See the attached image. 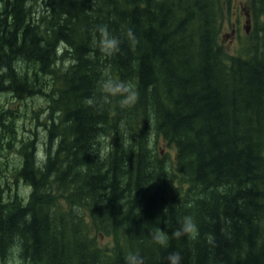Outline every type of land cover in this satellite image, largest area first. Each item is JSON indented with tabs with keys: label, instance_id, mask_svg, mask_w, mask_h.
I'll use <instances>...</instances> for the list:
<instances>
[{
	"label": "trees",
	"instance_id": "16d2710c",
	"mask_svg": "<svg viewBox=\"0 0 264 264\" xmlns=\"http://www.w3.org/2000/svg\"><path fill=\"white\" fill-rule=\"evenodd\" d=\"M237 2L250 31L234 56L220 33ZM1 3L0 94L45 106L43 134L25 136L16 104L0 103L3 264H126L129 253L167 264L171 252L264 264V0ZM105 25L121 41L112 56L99 48ZM108 79L138 101L105 100ZM186 216L195 240L172 236Z\"/></svg>",
	"mask_w": 264,
	"mask_h": 264
},
{
	"label": "rangeland",
	"instance_id": "374dc122",
	"mask_svg": "<svg viewBox=\"0 0 264 264\" xmlns=\"http://www.w3.org/2000/svg\"><path fill=\"white\" fill-rule=\"evenodd\" d=\"M2 6L1 0H0V7ZM238 2L234 3V7L232 10V16L230 23L226 22L225 26L223 27L221 33H220V39L222 40L220 42V45L222 49L227 52L229 55H237L241 48L243 47L244 41H246V28L249 24H246V18L243 16V11H241V8H238ZM235 26V27H233ZM232 29H235V31L232 33ZM250 31V29H249ZM13 98V97H12ZM11 96L1 95L0 94V103H4L5 105H15L16 104V110L18 112H21V116L17 118L16 126L22 131L29 133L25 136H31V132L38 129V131L42 132L43 134V127H41L42 120L44 117L39 114V110L41 108H44L43 101L39 98H26L24 100H17L16 103L13 101ZM14 103V104H12ZM43 113V112H42ZM36 116L39 117V121H41L40 125L38 126L36 122ZM27 117V118H26ZM22 134V133H21ZM156 150L157 152H161L162 154H165V157L167 158V161L169 164L174 167L175 165V158H176V152L175 148L172 145L164 143L162 139H159L156 143ZM40 154V157H43L44 148L42 146H39L37 148V154ZM17 158V157H16ZM12 158V159H16ZM12 256L16 255V252L11 254ZM4 262L0 261V264H3ZM5 264H18L17 259L14 257L9 260L7 263V260Z\"/></svg>",
	"mask_w": 264,
	"mask_h": 264
},
{
	"label": "clouds",
	"instance_id": "9594fccd",
	"mask_svg": "<svg viewBox=\"0 0 264 264\" xmlns=\"http://www.w3.org/2000/svg\"><path fill=\"white\" fill-rule=\"evenodd\" d=\"M99 33V48L100 51L105 56H112L115 53L119 52V45L121 41L112 36L107 26H99L97 28ZM128 38L133 45L137 43L132 30L128 31ZM101 90L105 93V100L108 96H120V104L122 107H131L139 99V93L133 88V86L127 82H115L111 79L105 80L101 84ZM86 104L92 105V100H86ZM198 228L192 217L186 216L183 218L180 227L172 233L174 238H181L182 236H188L191 239L195 240L198 236ZM152 240L157 245L167 248L169 242V236L167 233L161 229H157L155 233L152 234ZM211 243V238H209ZM165 260L167 264H181L182 257L179 252H171L166 257ZM126 264H145L144 259L139 256L137 253H129L126 257Z\"/></svg>",
	"mask_w": 264,
	"mask_h": 264
},
{
	"label": "water",
	"instance_id": "95a60500",
	"mask_svg": "<svg viewBox=\"0 0 264 264\" xmlns=\"http://www.w3.org/2000/svg\"><path fill=\"white\" fill-rule=\"evenodd\" d=\"M247 24L249 23V21L246 22Z\"/></svg>",
	"mask_w": 264,
	"mask_h": 264
}]
</instances>
